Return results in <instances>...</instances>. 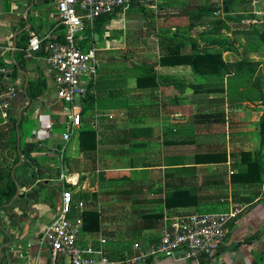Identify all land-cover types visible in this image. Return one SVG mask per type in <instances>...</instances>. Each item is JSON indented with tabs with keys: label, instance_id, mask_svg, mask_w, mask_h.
I'll use <instances>...</instances> for the list:
<instances>
[{
	"label": "crops",
	"instance_id": "crops-1",
	"mask_svg": "<svg viewBox=\"0 0 264 264\" xmlns=\"http://www.w3.org/2000/svg\"><path fill=\"white\" fill-rule=\"evenodd\" d=\"M214 1L219 0H162L161 6L176 19L189 18ZM133 6L88 29L83 44L97 47L99 78L87 98L69 104L56 94L46 51L27 56L32 34L61 33L57 0H0V61L11 70L0 75V82L20 90L9 117L0 116V194L3 173L11 172L18 185L15 197L0 205V264H48L50 247L42 236L59 211L63 184L76 199L83 197L87 211L99 214L98 230L89 229L96 226L95 216L86 218L79 244L99 246L100 237L107 238L106 252L114 264H129L125 254L135 242L159 241L165 219L230 206L243 212L204 263L264 264V172L262 183L233 181L246 168L243 151L252 152L264 168V98L229 95L227 77L224 83L217 74L202 77L191 65H162L159 35L177 29L165 22L155 23L156 43L126 46L125 34H115L117 24L125 27L136 13ZM183 51L192 52L193 46ZM146 71L155 75L139 84ZM259 76L264 91V75ZM41 77L46 88L31 100L30 85ZM192 83H205L204 90L196 91ZM222 85L226 91L217 89ZM72 113L80 114L79 126L71 125ZM43 121L51 135L41 141L36 132ZM70 128L71 139L65 141ZM83 130L96 133L95 141L84 140L85 149ZM222 152L226 161L206 162L205 155ZM62 174L70 182L64 183ZM177 190L186 191L176 196ZM141 264L196 263L177 255Z\"/></svg>",
	"mask_w": 264,
	"mask_h": 264
},
{
	"label": "built area",
	"instance_id": "built-area-1",
	"mask_svg": "<svg viewBox=\"0 0 264 264\" xmlns=\"http://www.w3.org/2000/svg\"><path fill=\"white\" fill-rule=\"evenodd\" d=\"M133 4L158 12L162 0H57L61 33L53 29L44 34H32L27 56L46 51L47 68L53 75L60 100L69 104H74L76 99L83 101L89 94V86L99 78L97 47L83 44L88 29L100 18L124 12ZM10 71L0 61V75L8 76ZM19 94L16 85L0 82V116L9 117ZM70 118L72 126L80 125L79 113H72ZM49 128V123L43 121L36 132L39 140L51 135ZM71 129L63 134L65 141L71 139ZM61 179L64 183L70 182L66 174H62ZM86 209V201L75 202L73 189L63 184L59 211L42 236L50 247L48 264H114L106 252L107 238L101 236L99 246L79 244ZM242 212L243 207L230 206L221 211H191L167 218L160 240L146 246L135 242L132 250L125 254L124 262L141 264L153 257L180 255L196 264H205L224 243L229 223ZM25 264H37V261Z\"/></svg>",
	"mask_w": 264,
	"mask_h": 264
},
{
	"label": "trees",
	"instance_id": "trees-1",
	"mask_svg": "<svg viewBox=\"0 0 264 264\" xmlns=\"http://www.w3.org/2000/svg\"><path fill=\"white\" fill-rule=\"evenodd\" d=\"M236 0H223L222 1V7L221 5L216 3H210V5L202 6L197 11V15L192 14L188 18V23H184L182 19L180 18L177 20L175 17L171 16L170 18H167L165 21L164 26L166 27H172L175 26L177 29H175V33L178 32L179 27H188L193 28L195 27L196 23L194 20L206 18L208 13H206L209 8L216 7L218 10H223V12L229 16H233V6ZM138 5V4H133ZM228 7V10L226 8ZM143 8V7H142ZM217 10V11H218ZM217 11L215 13H217ZM112 16V15H110ZM107 16V17H110ZM196 16V17H195ZM104 18V17H103ZM101 19V18H100ZM187 37V40H181L178 39L175 35H171L168 33H163L159 35V44L162 46V51H164V54L161 55V64L162 65H169V66H176V65H191L194 72L202 77H208L213 74L219 75L218 77L221 79V83H224L225 77L228 78L229 86L227 87V90L230 91L231 87H233V83L238 85V88L242 83H244V92L245 93V86H248L251 91L252 95L246 96L242 95L240 98L245 100H251L255 101L257 99H263L264 98V91L263 88L260 86L256 87L251 85L252 82H255L256 80L260 79V76H253L255 70L257 69L256 63L252 60H237L229 64L225 58H223V54L221 50L218 49H206L205 46H203L201 43L197 42L191 35L185 34ZM190 44L193 46L192 52H184L183 48L184 46ZM217 46L219 43H216ZM255 64V66H254ZM231 67H235V69H231ZM231 73V74H230ZM155 74L151 71H146L143 76H139V84L141 78L145 77H153ZM54 79V78H53ZM242 80V81H241ZM224 85V84H223ZM221 88H217L221 91H226L225 86ZM205 83H192V87L196 91L204 90ZM31 91H30V99L35 100L38 98L40 93L46 88V78H39L37 82L31 83L30 85ZM206 90H213L211 88ZM247 93V92H246ZM229 95L231 93L229 92ZM89 96V94H88ZM87 96V97H88ZM231 96H229L230 98ZM93 138V141L96 140V133L93 130H83L81 133V147L85 149L84 147V140ZM261 138L262 143L264 144V119L261 121ZM242 163L245 164L246 168L245 170H240L239 173L235 174L233 177V181H243L247 184H253V183H262V173L264 172V168L262 164L259 162V160L255 159L253 157L252 152L249 151H243L242 152ZM206 159L208 160L206 162H219V161H226L227 160V154L226 152L218 153V154H207L205 155ZM4 182H3V188L1 189L0 194V205L4 204L6 202H10L16 195L18 190V185L14 177L11 175V172L3 173ZM186 190H177L175 192V195L179 192H183ZM177 196V195H176ZM75 202L79 200H84L81 196L79 199H76L74 195ZM95 216V222L96 226L89 227V229L92 230H98L99 229V214L95 210L90 211H84V220L88 216ZM86 222V221H85ZM84 227H86V223L84 224ZM1 229V226H0Z\"/></svg>",
	"mask_w": 264,
	"mask_h": 264
},
{
	"label": "rangeland",
	"instance_id": "rangeland-1",
	"mask_svg": "<svg viewBox=\"0 0 264 264\" xmlns=\"http://www.w3.org/2000/svg\"><path fill=\"white\" fill-rule=\"evenodd\" d=\"M222 0L213 3L222 6ZM207 5H210L209 3ZM136 13L132 14L131 17L126 21L125 27L122 24H117L115 36L118 37L119 33L122 35L123 40L125 39L126 46H151V42L156 43L153 38V32L156 33L157 21L165 22L167 18L173 16L171 9L165 8L164 10L159 8L158 12L140 8L139 5H135L132 8ZM216 7H211L206 12L208 13L206 18L195 19V27H179L178 32L167 31L166 33L175 35L178 39L187 40L185 34L191 35L197 42L201 43L206 49H218L222 51L223 58L231 64L237 60H253L256 63L257 69L253 76L264 75V0H236L233 6V16H229L218 10ZM128 11V10H126ZM125 11V12H126ZM198 11V10H197ZM196 10L191 12L197 15ZM217 11V13H215ZM189 13V12H188ZM184 14H186L184 12ZM184 16V15H182ZM180 18L184 23H188V15ZM190 16V15H189ZM157 17V20L155 19ZM196 17V16H195ZM164 20V21H162ZM154 22V23H153ZM159 27L163 25L159 24ZM121 28L120 32L119 29ZM161 34H163L161 32ZM156 35V34H154ZM218 48H217V44ZM148 43V44H147ZM153 46V45H152ZM156 46V44H154ZM160 46V44H159ZM186 46H189L186 45ZM261 64H263L261 66ZM255 66V64H254ZM235 69V67H231ZM259 70V71H258ZM231 74V73H230ZM242 81V80H241ZM253 86H260L263 88L261 78L252 82ZM241 82L239 88L237 84L233 83V87L229 91L231 95H252L248 86H245ZM247 92V93H246ZM59 192V190H58ZM60 198V196H59ZM58 198V199H59Z\"/></svg>",
	"mask_w": 264,
	"mask_h": 264
},
{
	"label": "water",
	"instance_id": "water-1",
	"mask_svg": "<svg viewBox=\"0 0 264 264\" xmlns=\"http://www.w3.org/2000/svg\"><path fill=\"white\" fill-rule=\"evenodd\" d=\"M226 10H228V7L226 8ZM95 37L98 38V37H99V34L96 33V34H95Z\"/></svg>",
	"mask_w": 264,
	"mask_h": 264
}]
</instances>
